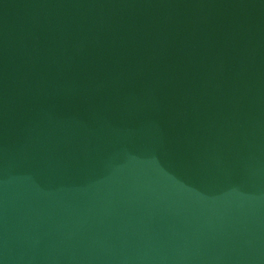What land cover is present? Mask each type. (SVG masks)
I'll use <instances>...</instances> for the list:
<instances>
[{"label":"water","instance_id":"obj_1","mask_svg":"<svg viewBox=\"0 0 264 264\" xmlns=\"http://www.w3.org/2000/svg\"><path fill=\"white\" fill-rule=\"evenodd\" d=\"M0 264H264V0H0Z\"/></svg>","mask_w":264,"mask_h":264}]
</instances>
